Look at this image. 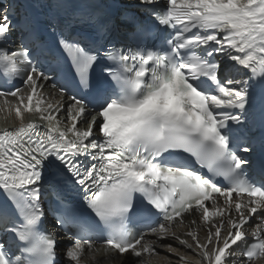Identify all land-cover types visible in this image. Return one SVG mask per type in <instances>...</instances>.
Listing matches in <instances>:
<instances>
[{"label":"snow or ice","instance_id":"6c2138e0","mask_svg":"<svg viewBox=\"0 0 264 264\" xmlns=\"http://www.w3.org/2000/svg\"><path fill=\"white\" fill-rule=\"evenodd\" d=\"M133 7L146 19L129 17L125 47L108 39L112 21L51 17L48 40L0 6V114L14 123L0 129V264H57L40 227L48 194L54 227L73 241L67 264H98L100 252L134 264L264 261V181L241 155L253 151L258 102L264 125V0ZM81 24L92 31L72 34Z\"/></svg>","mask_w":264,"mask_h":264},{"label":"bare ground","instance_id":"6f19581e","mask_svg":"<svg viewBox=\"0 0 264 264\" xmlns=\"http://www.w3.org/2000/svg\"><path fill=\"white\" fill-rule=\"evenodd\" d=\"M47 92H52L54 90L52 89H46ZM59 118V117H58ZM14 126V123L12 122V119L9 118L8 121H5L4 119V115L3 114H0V129H3L4 127H13ZM213 222L216 220V219H219L218 217H214V218H210ZM247 227V226H246ZM204 225H201V230H200V236L201 238H203L204 236ZM180 232H183L184 229H180L179 230ZM162 243H171L173 244L174 246H178L176 245V242L174 241H171V240H167V241H163ZM161 255H169L167 253V250L166 249H157ZM239 255H236L235 257H231V260L233 259H236L237 262L239 263L241 260L237 259ZM170 259H171V262L172 264H177L176 262V259H175V256L174 255H171L170 256ZM96 261L98 262V264H134V260L132 259V256L129 255V256H126L125 258L121 259V258H115V259H109V258H106L104 253L103 252H100L99 254L96 255ZM262 262V261H261ZM259 262V263H261ZM63 264H67L66 260H65V254L63 255ZM85 264H94V262L91 260V259H88L85 261ZM155 264V262H154ZM191 264H195V261L192 260L191 261Z\"/></svg>","mask_w":264,"mask_h":264},{"label":"rangeland","instance_id":"374dc122","mask_svg":"<svg viewBox=\"0 0 264 264\" xmlns=\"http://www.w3.org/2000/svg\"><path fill=\"white\" fill-rule=\"evenodd\" d=\"M259 264H264V261H262L261 263H259Z\"/></svg>","mask_w":264,"mask_h":264}]
</instances>
